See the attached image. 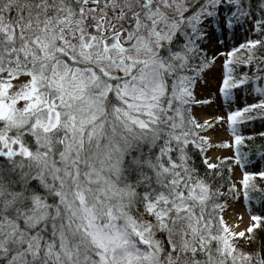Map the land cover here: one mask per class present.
Here are the masks:
<instances>
[{"label": "snow or ice", "instance_id": "snow-or-ice-1", "mask_svg": "<svg viewBox=\"0 0 264 264\" xmlns=\"http://www.w3.org/2000/svg\"><path fill=\"white\" fill-rule=\"evenodd\" d=\"M245 26L255 38L209 55ZM258 52L264 0H0V264H264V214L227 223L239 188L208 154L234 145L245 168L247 140L264 160L239 131L264 120ZM221 57L224 114L202 120ZM242 88L253 102L234 107ZM257 176L246 202L264 199Z\"/></svg>", "mask_w": 264, "mask_h": 264}, {"label": "rangeland", "instance_id": "rangeland-1", "mask_svg": "<svg viewBox=\"0 0 264 264\" xmlns=\"http://www.w3.org/2000/svg\"><path fill=\"white\" fill-rule=\"evenodd\" d=\"M247 27L248 26H245L244 28L238 27L233 34L228 36H223L221 33L217 32L215 35L223 39L225 41V44L220 45L216 39L211 40L208 45L209 55L211 56L217 48L220 49V52H226L230 50L232 46H238L240 43L245 42L246 39L255 38L254 34H250L245 30ZM238 55H242V53H238ZM222 62L223 57H221L220 60L217 62L213 71L209 73L207 77V83L205 84L204 82H202L200 87L197 89L196 94L199 99L211 98L215 101L210 106H205L204 108L197 107L196 112L198 117L199 115H207L208 118L206 119H209L211 115L224 114V112L222 111V109L224 108L223 98L217 95V89L222 74ZM248 70L249 68L247 66L238 65L236 67V72L241 75L247 72ZM234 92V99L236 101L234 107L243 106L245 102H253L252 97L248 96L247 91H245L243 88L239 90H234ZM239 131L243 136H250L255 132H264V120H253L249 122L247 126L241 127ZM210 135L213 137V141L217 145L221 143H230L232 141L231 132L227 128L226 124L223 127H218L216 131L210 133ZM212 151L217 152V157L215 159L216 162L218 159L233 158L235 155V146L233 145L232 149L217 147L209 150V152ZM241 151L242 153H248V150L245 148L244 145L241 146ZM245 168L250 173H258L259 171L264 170V160H261L258 156L257 160L253 164L247 163L245 165ZM245 168H241L236 164L232 167L231 181L232 183L236 184L237 188H239V199L228 200L226 210L223 213L224 219L227 221L228 224L232 225L233 227L239 224L241 230L247 227L249 224V208H251V211L256 214H264V207H262V204H264V199L260 197L259 193H252V199L250 202H246L244 200L243 189L240 186L239 181L242 178V174L245 171ZM254 183L260 186H264V180H261L258 176L256 177ZM240 217H243V219L241 220ZM262 246H264V241H262L261 236L258 235L257 242L253 246V248L250 249V251L259 252Z\"/></svg>", "mask_w": 264, "mask_h": 264}, {"label": "trees", "instance_id": "trees-1", "mask_svg": "<svg viewBox=\"0 0 264 264\" xmlns=\"http://www.w3.org/2000/svg\"><path fill=\"white\" fill-rule=\"evenodd\" d=\"M257 55L258 56H264V53H259L258 52ZM254 72H255V69L253 68V69H251V71L248 70L245 73H248L251 76ZM261 133H264V132H255L252 135H250V136H252V137L255 138V144L256 145H259L262 142V140H264V138H262L260 136ZM245 137H249V136H245ZM250 143L251 142L245 140L244 146L248 150V154H249V162L248 163L249 164H253L257 160L258 155L251 154V151H250ZM229 159L230 158L218 159L216 161V163H220L221 160H224L225 167H222L221 171L224 174L225 180H227L229 183H232V181H231V172H232V167L235 165V162H234V159H232L231 162H229ZM228 200H236V199H232L231 197H229Z\"/></svg>", "mask_w": 264, "mask_h": 264}, {"label": "crops", "instance_id": "crops-1", "mask_svg": "<svg viewBox=\"0 0 264 264\" xmlns=\"http://www.w3.org/2000/svg\"><path fill=\"white\" fill-rule=\"evenodd\" d=\"M209 156L212 157L213 161L215 162V159L217 157V152H215V151L209 152Z\"/></svg>", "mask_w": 264, "mask_h": 264}, {"label": "bare ground", "instance_id": "bare-ground-1", "mask_svg": "<svg viewBox=\"0 0 264 264\" xmlns=\"http://www.w3.org/2000/svg\"><path fill=\"white\" fill-rule=\"evenodd\" d=\"M199 118L200 119H206V118H208V116L207 115H201V116L199 115Z\"/></svg>", "mask_w": 264, "mask_h": 264}]
</instances>
